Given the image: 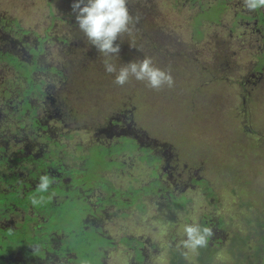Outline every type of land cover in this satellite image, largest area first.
<instances>
[{"label": "flooded vegetation", "instance_id": "1", "mask_svg": "<svg viewBox=\"0 0 264 264\" xmlns=\"http://www.w3.org/2000/svg\"><path fill=\"white\" fill-rule=\"evenodd\" d=\"M69 1L65 0L64 7L67 9L59 8V20L66 24L59 30L62 34L54 37L49 33L56 21L44 27L41 35L37 31L23 29L20 21L14 22L7 14L0 15V19L8 18L2 25L5 29L0 31V48L15 52L30 65L36 61L45 66L44 70H33L29 85L25 78L14 79L13 74L0 77V264H72L77 257L82 260L77 264H105L104 259L110 255L115 258L110 264H147L156 256L152 254L159 253L163 246L169 245L162 239V230L159 231L157 227L162 210L172 212L187 208L193 197L194 200L198 199L199 196L194 193L200 190L208 193L209 197L216 194L208 179L210 172L205 174L199 165H211L208 150L201 149L196 154L191 148H176L178 151L173 157L182 162L181 171L176 170L172 165L173 161L177 163L171 155L172 142L167 140L171 138L145 132L141 128L142 123L124 104L117 109H114L113 102L99 109L95 104L90 105V110L85 108L87 102L82 101L83 91L91 88L95 95L109 98L110 86L91 84L88 73L83 79L77 76L81 84H76L71 77L77 75L79 69L71 62L65 59L60 62L47 60L49 57L53 59L50 43L54 39L57 44V48L53 47L55 55L61 53L67 56L73 52L78 58L74 46L71 48L74 45L71 37L80 35L81 31L75 15L70 16ZM183 1L190 4L195 2ZM217 1L222 7L218 14L227 8L233 10L229 30L233 32L239 28L241 34L255 35L257 41L260 54L253 72H248L246 81L240 80L238 83L239 94L245 98L249 86L257 88L261 82L264 83V65H259L264 57V8L248 11L243 7L242 0L233 1V7L229 6L230 0ZM210 3L209 0L200 7L209 6ZM46 7L48 9V5ZM54 15L52 20L56 18ZM220 21L218 15V19L212 23ZM215 43L213 55L218 57L223 52V46L217 38ZM46 66H55L58 71ZM60 72L69 75L66 77ZM45 76L50 77L53 84L49 85ZM7 78L10 79L3 80ZM206 84L209 86V83ZM105 107L109 109L104 110ZM233 107L236 106H230ZM58 123L62 125L61 128ZM83 134L89 136V142L81 141ZM74 136L79 139L73 140ZM104 136L108 139L102 140ZM123 139L134 148L128 149ZM68 145L70 149H66ZM63 148L64 151H60ZM124 151L143 163L148 178L146 182L140 181L139 175L133 176L132 171L126 168ZM93 153L94 157L91 155ZM218 161H225L222 154L218 155ZM42 174L49 175L53 180L44 193L37 191ZM190 193L194 196H188ZM32 196L37 199L43 197V200L33 206L30 202ZM147 205L154 206V209L150 208L149 215ZM115 216L123 218L118 234L106 227L108 220ZM148 218L151 219L150 229L143 233L140 224ZM191 221L187 219L185 224ZM217 221L219 224L209 215H204L198 223L207 227L213 224L225 232L218 217ZM256 228L251 225L248 230L255 232ZM225 236L220 234L216 242L221 243ZM212 237L209 239L215 241L216 235ZM177 240L173 237L169 245L171 264L176 263L174 257L177 258L180 253L173 254L178 247ZM81 242H86V245L81 247ZM209 245L207 248L212 252ZM229 245L233 247L234 243ZM258 246L264 249L262 245ZM96 249L101 250V258L94 254ZM198 249L200 253L201 248ZM83 258L92 260L84 261Z\"/></svg>", "mask_w": 264, "mask_h": 264}, {"label": "rangeland", "instance_id": "2", "mask_svg": "<svg viewBox=\"0 0 264 264\" xmlns=\"http://www.w3.org/2000/svg\"><path fill=\"white\" fill-rule=\"evenodd\" d=\"M131 1H141V4H145L154 14L148 23L154 30L157 29L160 37L157 56L161 55V57H158L161 63L158 62V64L164 70L170 71L174 79V86L171 88L167 86L163 87L161 89L162 94L171 92L172 96L173 90L184 92L180 97L185 100L184 104L172 100L166 109H163V105L158 104L152 95L151 98L145 94L141 96L144 100H147V98L154 100L148 102L151 106V109L148 110L151 113L159 114L157 116V125L161 127H174L173 121L166 122L169 120V117L173 119L181 111H186L187 107L185 104L191 106L187 91L195 93L206 82L209 83L212 92L217 96L216 102L221 105L226 103V107L222 108L219 106V111L224 115V119L228 118L230 121L226 127L224 123H218V127H215L216 131L212 132L208 137V142L201 146L190 145L189 147V143L185 142L186 148H191L196 154H199V150L201 149L208 150L207 155L211 153V165L208 166L203 163L199 165L205 170V174L210 172L208 179L211 189L216 194L209 197L208 193L204 194L200 190V192L194 193L195 196H199L198 199L194 200L193 197L187 204V208L176 209L172 212L162 210L161 218L157 225L159 231L162 230L160 235L169 245H171L173 237L178 238L177 244L179 245L180 241L185 238L183 226L187 219L192 220L191 223H198L201 217L209 215L219 224L217 221L218 217L225 232L218 230V227L213 224L208 226L212 228L214 235H216V240L212 241L209 239L208 241V244H211L209 246L212 252L210 259L205 264H252V262L255 264L256 261L257 264H261L264 259V251L260 252L259 249L254 248H259L258 245H262L264 248V83L261 82L257 88L249 86L248 92L245 93V98L239 94L240 87L238 84L240 80L246 81V78H249L248 72H253L252 68L260 54L255 35H243L240 33L239 28H235L233 32L229 30V24L233 17V10L231 8H227L225 12L222 11L219 14L220 23L203 22L200 25L195 24L194 19L197 20L198 17L202 16V14L197 16V13L202 11L200 5L208 3L209 0H195L193 4L184 3L181 0L178 5H175L173 0ZM210 1L212 2L210 5L215 3L213 0ZM233 1L236 0H230L229 6L233 7ZM51 5H53L54 16L58 18L57 20H55L56 18L52 20L48 16L46 0H0V15L7 14L8 17L20 21L19 23L23 29L34 30L35 32L37 31V34L41 35H43L44 27H48L56 21L54 29L49 33L54 37L55 35L62 34L59 30L63 24H66L61 23L58 17L59 8H64L66 2L65 0H54ZM214 8L217 11L222 9L219 1ZM208 15L215 20L218 19V15L214 12H209ZM61 19L63 21V18ZM161 25L165 28L162 29ZM215 38L223 46V52L218 57L213 55L216 51ZM50 44L52 45L51 54L53 59L49 57L47 60L50 62L52 60L60 62V60L63 61L65 59L71 62L79 69V73L72 75L71 78L76 84L80 85L81 83L77 82V76L81 79L86 78L85 73L87 74V72L84 68H79L81 62L78 60L77 54L72 52L68 53L67 56L61 53L55 55L53 47L57 48L56 40L54 39L53 43ZM130 44L127 41L125 48L129 50ZM14 48L17 50V47L14 46ZM163 63H168L169 65ZM47 64L50 63L48 62ZM262 64L264 65V57L259 62V65ZM75 67L72 69H75ZM45 77L49 85L53 84L50 77ZM96 85L101 86L100 83ZM128 86H131V80L124 85L125 90ZM140 86L150 89L146 86L145 82H140ZM114 87L115 90L116 86ZM126 94L128 96L127 91ZM115 95L120 96L118 94ZM103 99L95 95L91 88L83 91L82 101L87 102L85 107L87 110H90V105L94 104L99 109L102 106L101 100ZM107 99H111L110 102L114 101V95L111 96L110 94ZM242 99L245 100L244 103L241 102ZM233 105L237 107L230 108ZM107 106H110V103ZM157 107L159 113L155 111ZM107 109L109 108H104V110ZM246 109L249 110L247 117L245 116ZM198 117V120L195 119L189 123L187 126L188 131L195 132L201 129L204 121H208L206 111ZM57 125L59 128L62 127L60 123ZM222 133L225 136L224 140ZM185 135L188 136V132ZM190 137L191 140H194L192 136ZM199 138L203 139L204 136H200ZM78 139V136H74L73 138V140ZM101 139L107 140L108 137L104 136ZM81 141L83 143L89 142V136L83 134ZM123 141L124 143L127 142L124 139ZM223 145L227 147V150L220 149ZM70 148V145L66 147V149ZM170 150L172 157L175 151H178L173 144L170 146ZM60 151H64V148ZM165 152L167 153V151ZM95 153L91 154L92 157H94ZM123 154L126 168L132 171L133 176L139 175L140 181L146 182L148 178L143 163L138 162L137 157L132 156L128 151H124ZM202 154L206 155L205 153ZM219 154H222L225 158V161L222 163L218 161ZM189 158L195 159V157ZM173 159L176 160V157H173ZM198 159L201 160V157ZM90 161L91 158L89 156L88 163ZM175 162L177 163L173 161L172 165H174L176 170L181 171L182 162L179 160ZM184 177H187V175ZM116 180L119 181L118 179ZM130 180L132 181V177ZM194 195L193 193L188 194V196ZM150 208L154 209V206L149 207L147 205L148 215L150 214ZM150 220L148 218L146 222H141L140 229L143 233L149 231ZM122 222L123 218L115 216L111 220H108L106 227L112 233L118 234L121 231ZM172 223L175 225H172ZM251 225L257 227L255 232L248 230V227ZM220 234H226V236L218 244L216 241L219 240ZM239 241H242L244 244ZM231 242L234 243L233 247L229 245ZM252 242L255 244H252ZM80 245L83 247L86 245V242H81ZM169 245L163 246L159 253L152 254L156 256L151 261L148 260L147 264H171L169 258L172 253ZM207 246L201 249L205 250ZM240 247L242 248L240 249ZM179 251V256L177 258L174 257L175 264H199L207 257L205 253H198L199 249L193 252L182 246L176 247L173 254L176 255ZM254 252L257 253L256 257H254ZM94 254L100 255V258L102 257L101 250L99 249H96ZM83 260L91 261L92 259L83 258ZM104 260L105 264H110L115 261V258L113 255H110L109 258ZM79 261L82 260L80 257H77L72 264H77Z\"/></svg>", "mask_w": 264, "mask_h": 264}, {"label": "trees", "instance_id": "3", "mask_svg": "<svg viewBox=\"0 0 264 264\" xmlns=\"http://www.w3.org/2000/svg\"><path fill=\"white\" fill-rule=\"evenodd\" d=\"M47 5H48V15L52 17L54 14L53 7L51 6V3L54 0H46ZM175 5L179 4V1L181 0H173ZM215 2V0H213ZM74 3V0H70L68 2V5L70 6V16L75 15V13L72 10L71 5ZM141 1L138 2H132L131 0H128V8L131 14L136 15L139 14L141 19L138 24L135 25L134 28H132V31L130 34H124L120 38L115 41V43L120 45V52L118 56L113 55L110 60L113 64L116 65L117 69L122 65L126 64L130 61L133 60H139L142 59L143 57H151L153 60V63L155 66L163 69L161 66H159L158 62L161 63L158 60V57H161V55L157 56L158 53V46H159V35L157 32V29H153L149 25V21L151 20L150 18L153 17L152 10L148 8L145 4H141ZM218 3L215 2L211 6L204 5V7H200L202 11L197 13V16L199 14H202V16L198 17L197 20L194 19L195 24L200 25L203 22H213L216 21L212 17L208 15L209 12H214L216 15H219V11L214 8V6ZM211 4V3H210ZM50 5V7H49ZM213 6V7H212ZM208 7V8H207ZM65 8V7H64ZM207 8V9H206ZM67 9V8H65ZM66 14H68V11H66ZM9 18V17H8ZM7 18V19H8ZM7 19H0V31L3 29V23ZM14 22L16 20L14 19ZM17 25V24H13ZM9 26V24H8ZM162 29L165 27L161 25ZM198 29V27H196ZM81 34H83L81 32ZM80 34V35H81ZM80 35H77L75 37H71L72 41V47L74 46V50L78 52V60L81 62L79 68H84L85 71L89 74V79L91 81V84H98L100 83L101 85H108L109 87V92L112 95H114V101L115 103L113 105L114 109H117L118 107H121L122 104H124L125 108H129L131 110L132 115L134 114L136 120L140 121L142 123L141 128L150 134H159V135H167L168 138H171V140L167 139L168 141H171L172 144L176 148H186L185 142L189 143L190 145L193 146H201L208 142V137L211 135L212 132L216 131L215 127H218V123H224L225 127L229 124V120L224 119V115H222L219 111V106L220 107H226V103L220 104L216 102L217 96L215 95L214 92H212V89L208 86L203 84L202 88L195 92L192 93L191 91H187L189 93V99L191 102L190 105H186L187 110L186 111H181L178 113L175 118L171 119L169 117V120L166 122L173 121V126H165L161 127L157 125V116L159 114H154L151 113L148 109H151V106L149 105V101H156L158 104L163 105V109H166L169 107L170 101L175 100L180 103H185V100L183 98H180L184 92L180 91H172V96L171 92L165 93L164 95L162 94V90H153V89H148L140 86L141 81H137L135 79H130L131 80V86H128L127 89L125 90L124 86H119L116 85L114 81V74H108L104 70L103 66V59L104 57L98 53L97 49L89 44L87 38L82 35V40L80 42L79 37ZM46 39V37H44ZM146 39V40H144ZM129 41L131 44H134L135 47H130L128 50L125 48V44ZM148 48V50H146ZM171 60V59H170ZM174 60V59H173ZM176 61V60H174ZM166 65H169L168 63H163ZM40 69L44 70L45 66L40 65L39 62H33V65L28 64L25 60H22L19 58L15 52L10 51L7 48H0V71H3L0 73V77L7 75V74H13L14 79H19V80H25L26 83L29 85L31 83V79H33V70L35 69ZM46 68L49 69H54L55 71H58L55 66L49 67L46 66ZM170 68V66H168ZM185 68V66H183ZM180 68V69H183ZM67 70V68H65ZM164 70V69H163ZM59 74L64 75L67 77L69 73L67 72H60ZM25 78V79H24ZM10 78L3 79L4 81L9 80ZM97 81L96 83H94ZM78 82V80H77ZM24 83V84H26ZM114 86H116V89L114 90ZM26 87V85H25ZM39 87V84L37 85ZM141 87V89H140ZM32 89V88H31ZM112 91V92H111ZM126 91L128 93V96L126 94ZM28 92V90H27ZM115 94L120 95L119 97ZM147 95L151 98V95L153 96V99L147 98V100H144L141 98L143 95ZM171 96V97H170ZM102 106H106L107 102L111 101V99L104 98L101 100ZM207 101V102H206ZM161 102V103H160ZM210 103V106H209ZM237 107V106H236ZM239 107V106H238ZM153 109V107H152ZM242 109V108H241ZM157 113L158 112V107L155 110ZM206 111L207 114V122L204 121L201 129L196 130L195 132H190L187 130V126L189 125L190 122L194 121L195 119H199V115ZM245 116H248L249 110H245ZM171 119V120H170ZM176 121V124H175ZM233 121V120H232ZM176 125V126H175ZM204 128V129H203ZM203 129V130H202ZM188 132V136L185 134ZM192 136L194 140H191ZM200 136H204L203 139H200ZM223 140L225 139L224 133H222ZM227 140V139H226ZM196 141H199L196 143ZM228 141V140H227ZM125 146L128 149H133L131 145L125 143ZM197 146V147H198ZM220 149L227 150L226 146H222ZM210 159L211 153H208L207 155ZM106 165V164H105ZM260 252L264 251L262 248H259ZM200 253L204 254L207 256L205 260L201 262V264H205L207 260L210 259L211 257V252L207 248L205 250L200 249ZM263 261L261 262V264Z\"/></svg>", "mask_w": 264, "mask_h": 264}, {"label": "clouds", "instance_id": "4", "mask_svg": "<svg viewBox=\"0 0 264 264\" xmlns=\"http://www.w3.org/2000/svg\"><path fill=\"white\" fill-rule=\"evenodd\" d=\"M243 7L248 11H256L264 8V0H242ZM75 13V21L78 29L87 38L104 59V70L108 74H114V83L124 86L130 79L145 82L146 86L153 90H161L167 86H174V79L170 71L163 70L154 65L151 57H143L122 64L118 69L110 58L118 56L120 45L115 43L124 34H130L132 28L139 23V14L133 15L128 8V0H74L71 5ZM135 47L134 44H130ZM52 178L42 174L37 183V191L47 192ZM43 200L36 196L30 198L33 206ZM184 239L178 246L195 252L198 248L206 247L209 238L214 235L211 227L201 226L198 223L185 224L183 226Z\"/></svg>", "mask_w": 264, "mask_h": 264}]
</instances>
